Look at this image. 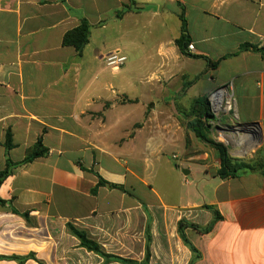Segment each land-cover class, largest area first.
<instances>
[{
	"label": "crops",
	"instance_id": "1",
	"mask_svg": "<svg viewBox=\"0 0 264 264\" xmlns=\"http://www.w3.org/2000/svg\"><path fill=\"white\" fill-rule=\"evenodd\" d=\"M182 16L194 46L186 54L177 43ZM82 20L90 35L79 55L63 40ZM245 44L258 49L241 50ZM261 49L264 0H0V172L9 170L0 185L8 203L0 206V256L102 264L68 233L70 223L137 264L147 232L149 264H264ZM113 52L127 58L118 69L105 62ZM227 85L235 111L223 121L239 128L222 137L236 138L227 153L253 170L222 179L219 152L188 120L198 98ZM40 138L47 155L9 167ZM169 150L175 160L184 156L175 168ZM193 163L204 169L195 189L183 178ZM152 168L176 178L169 195L168 183L164 190L147 179ZM99 177L125 191L99 186ZM207 206L222 219L207 234L186 228L195 254L179 222L207 227L214 222ZM13 209L29 213V222Z\"/></svg>",
	"mask_w": 264,
	"mask_h": 264
},
{
	"label": "trees",
	"instance_id": "2",
	"mask_svg": "<svg viewBox=\"0 0 264 264\" xmlns=\"http://www.w3.org/2000/svg\"><path fill=\"white\" fill-rule=\"evenodd\" d=\"M182 21H183V34L181 38L177 41L178 46L180 47L181 51L186 54V48L188 47L189 43V38L185 34V20L184 17L182 16ZM89 35H90V25L86 20H82L81 24L67 32L64 36L63 43L65 46H70L73 47L79 55H81L85 49V47L89 43ZM258 49L257 47H253L249 44H245L241 46V50H249V49ZM264 50V49H261ZM212 66V64H210ZM216 65V64H214ZM190 117L192 120L189 122L188 126L190 129H192L197 138L209 145H212L218 152L221 160V168L218 171V176L222 179L228 178V177H237L240 173L246 171V170H253V167L244 161L240 160H235L231 158L228 153L226 148L222 144H216L214 143L210 138H209V130H208V125L207 123L211 120L214 119V115L211 110V106L209 103V96H205L202 98H198L194 105L191 108L190 111ZM6 150L9 151L12 147V140H11V135L10 133L7 134V139L5 143ZM49 153V150L43 145L42 139L40 138L38 142L36 143L33 151L19 164H13L10 162V166L14 165H20V164H27L32 162L33 160L43 157ZM9 174V170H5L4 172H0V185L3 183L5 177ZM99 186H108L111 189H118L120 191H125L124 188L120 185L116 184H110L105 182L101 177H99ZM93 193H96V189L93 190ZM8 203L5 200L0 199V206L6 207ZM207 209L211 210L214 214V222L208 225L207 227H199L195 224L188 223L186 221H181L179 222V235L181 236V239L183 242L191 248V250L196 254L197 251L195 248L189 243L186 235H185V230L186 228H191L194 229L200 233H210L214 227V224L217 221H220L222 219V216L220 212L212 208L210 206L206 207ZM13 212L15 214H18L22 216L25 220L29 222V213H19L15 209H13ZM67 231L69 234L77 238L80 242V247L84 248L88 252H92L101 258H103L104 262L102 264H110L113 262L116 263H121V264H137V262H134L132 260H127L115 255H111L106 253L102 245L93 238L87 231L80 229L73 224L68 223L66 225ZM151 239L150 235L147 232V252H146V258L145 261L142 264H149V259H150V252H149V245H150ZM5 259H11L14 261H17L19 264H25V261L27 260V257H19V256H12V257H3L0 256V260H5ZM33 259L37 262H39L36 257L33 255Z\"/></svg>",
	"mask_w": 264,
	"mask_h": 264
},
{
	"label": "rangeland",
	"instance_id": "3",
	"mask_svg": "<svg viewBox=\"0 0 264 264\" xmlns=\"http://www.w3.org/2000/svg\"><path fill=\"white\" fill-rule=\"evenodd\" d=\"M192 120V118H189L188 120V124L189 122ZM212 121H209L207 123L208 125V134H209V138L216 144H222L226 150H231V148L233 146H236L237 144V141H236V138H229L228 136L225 137L226 139H224L221 135V130L222 129H225V133L227 132H234V129L235 128H239V127H235L234 125L230 124L229 122H225V121H220L219 122V125H217V121L215 122V125H213L212 123H210ZM229 129H232V131H228ZM241 129V128H240ZM238 130H236L237 132ZM229 135V134H227ZM228 140L227 143L229 144H226L225 142ZM210 147L214 148L212 145H209ZM231 152V151H229ZM176 153V152H175ZM178 160H175L174 158H172L173 156V151L172 150H169L166 155H167V158L169 159L170 161V164L173 168H175L176 165H178L182 159L184 158L183 154L182 153H178ZM229 155V154H228ZM241 156V155H240ZM240 156H237L236 158H241ZM232 158V157H231ZM234 159V158H233ZM236 160V159H235ZM185 166H190L191 168H186L184 166V168L186 169H189V171H191V174H188L187 176H183L184 179H186L188 181V184H190V186L193 187V189L196 188L197 185H199V187H201V178L203 177V175L199 174V171H203L204 169L202 167H197L195 165V163H193V165H185ZM182 167H181V171H182ZM183 172V171H182ZM147 179H149V181L151 182V184L153 185H158V187L160 188L161 185L164 186V190L166 189V185L163 183V181H165L166 183H168L167 185V193L168 195L170 194L169 192V185H170V182H173V184L176 185V178L173 177L171 174H168V173H165L164 170H161L160 168H152L151 170L149 169L148 170V174H147ZM200 189V188H199Z\"/></svg>",
	"mask_w": 264,
	"mask_h": 264
},
{
	"label": "built area",
	"instance_id": "4",
	"mask_svg": "<svg viewBox=\"0 0 264 264\" xmlns=\"http://www.w3.org/2000/svg\"><path fill=\"white\" fill-rule=\"evenodd\" d=\"M188 50H194V46L192 44L188 45ZM126 61L127 58L117 52L110 53L105 57V62L107 66L112 69L120 68L123 64H125ZM209 103L211 106L212 113L214 115V119L211 120L212 122H210L213 125H215L216 121L217 125H219V122H222L225 116H233L234 114L235 101L232 91L228 85L222 86L213 91L209 95ZM224 134L225 129H222L221 136Z\"/></svg>",
	"mask_w": 264,
	"mask_h": 264
},
{
	"label": "water",
	"instance_id": "5",
	"mask_svg": "<svg viewBox=\"0 0 264 264\" xmlns=\"http://www.w3.org/2000/svg\"><path fill=\"white\" fill-rule=\"evenodd\" d=\"M183 173H184L185 175H187L189 172H188V171H183Z\"/></svg>",
	"mask_w": 264,
	"mask_h": 264
}]
</instances>
